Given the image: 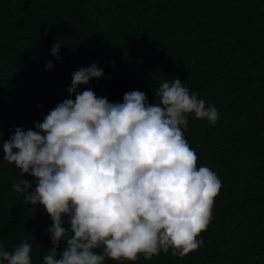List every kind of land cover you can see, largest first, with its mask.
Wrapping results in <instances>:
<instances>
[{
  "label": "trees",
  "instance_id": "obj_1",
  "mask_svg": "<svg viewBox=\"0 0 264 264\" xmlns=\"http://www.w3.org/2000/svg\"><path fill=\"white\" fill-rule=\"evenodd\" d=\"M93 63L104 76L78 91L122 103L139 90L154 104L158 79L179 78L219 112L215 125L189 115L184 133L222 185L203 245L125 264H264V0H0V245L30 242L32 264L53 247L50 216L13 191L34 178L3 160L2 144L74 100L72 73Z\"/></svg>",
  "mask_w": 264,
  "mask_h": 264
},
{
  "label": "clouds",
  "instance_id": "obj_2",
  "mask_svg": "<svg viewBox=\"0 0 264 264\" xmlns=\"http://www.w3.org/2000/svg\"><path fill=\"white\" fill-rule=\"evenodd\" d=\"M60 48L52 46L56 59ZM52 68L49 61L46 70ZM103 76L95 63L74 71L68 91L75 99L58 103L35 131L16 128L2 144L3 160L34 178L18 179L13 191L52 220L44 264H125L169 251L183 259L203 245L198 237L222 186L209 167L197 166L184 134L188 116L215 125L219 112L179 78L158 79L154 104L139 90L126 92L122 103L78 91ZM32 249L27 241L12 251L0 245V264H32Z\"/></svg>",
  "mask_w": 264,
  "mask_h": 264
}]
</instances>
